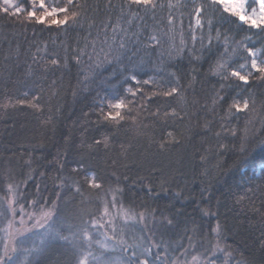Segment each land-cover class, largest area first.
<instances>
[{
    "label": "trees",
    "instance_id": "trees-1",
    "mask_svg": "<svg viewBox=\"0 0 264 264\" xmlns=\"http://www.w3.org/2000/svg\"><path fill=\"white\" fill-rule=\"evenodd\" d=\"M82 2L94 22L92 28L86 22L82 28L78 24L47 28L0 13V196L5 195L9 183L20 184L26 208L29 200L38 201V205L57 201L61 213L80 223L100 218L104 201L111 200L109 191L119 188L125 206L149 213V227L153 218L166 225L163 239L172 247L179 243L188 248L187 253L203 251L201 242L214 241L212 229L219 224L222 246L230 255L225 258L224 252H218L216 264H225L224 260L229 264H264V173L253 175L250 167L253 160L264 156V81L250 78L248 85H242L234 78L226 81L212 75L210 68L223 51L222 41H213L200 59H195L201 56L199 40L191 55L185 50L174 59L167 53L160 56L156 50L150 55L141 51L134 57L137 64L144 60L135 69L138 78L154 77L165 89L178 79L182 96L154 97L135 124L131 120L120 125L103 122L98 115L101 99L110 98L114 87L123 95L127 73L116 64L105 65L96 69L98 75L88 90L84 89L80 81L88 57L77 64L74 56L84 47L85 37L96 36V25L108 18L110 10L108 0ZM121 2L112 0L116 6L111 9L113 20ZM187 2L191 4V0ZM60 3L62 6L63 0ZM182 11V18L176 13L178 31L182 26L191 48V7ZM166 17L167 8L158 11L162 23ZM145 19L154 26L151 18ZM216 27L235 40L251 36L246 41L250 46H264V34L257 30H239L229 23ZM176 43L179 45V36ZM204 43H208L206 38ZM241 53L246 55L243 50ZM52 58L58 60L57 65L49 63ZM236 60L233 66L243 62ZM145 89L153 90L152 86ZM25 92L29 100L39 98V110L15 104ZM239 92L243 93L241 99L247 97L255 103L243 113L233 109L234 115L225 119L228 104ZM217 94L226 97L223 105H213ZM8 98H12V106L5 108L2 105ZM172 108L179 115L165 117ZM157 109L160 115H151ZM222 123L229 129L235 127L237 135L223 132ZM168 132L178 142L161 149V142L170 140ZM245 136L246 155L239 151ZM93 173L102 188L89 187L87 174ZM76 186L80 192L75 191ZM165 217L172 225H167ZM142 227L138 225L134 235H151L142 233ZM189 236L195 247L189 246ZM153 239L159 242L160 232ZM183 248L168 258H175ZM162 250L152 249L154 253ZM53 260L63 263L55 256Z\"/></svg>",
    "mask_w": 264,
    "mask_h": 264
},
{
    "label": "snow or ice",
    "instance_id": "snow-or-ice-1",
    "mask_svg": "<svg viewBox=\"0 0 264 264\" xmlns=\"http://www.w3.org/2000/svg\"><path fill=\"white\" fill-rule=\"evenodd\" d=\"M25 3L28 6H25ZM189 6L190 18L194 21L189 24L191 48L188 47L182 26H179L178 31L176 16V13H179L182 18L184 15L182 10ZM106 7L110 10L108 18L96 25L98 30L94 38L89 40L85 37L84 47L79 48L78 54L74 56L77 64H83L82 57H88L87 65L82 68L83 75L80 81L86 91L89 83L98 75L96 69L105 65L116 64L122 73H127L124 76V83L127 85L124 87V94L119 95L114 87L110 98L101 99L98 115L103 122L120 125L122 121L131 120L135 124L140 111L146 110L154 97L182 96L178 79L175 85L165 89L164 84L154 77L144 80L138 78L135 69L140 67L144 60L141 58L137 64L134 57L141 51L145 55H150L152 50H156L160 56L167 53L170 59H174L175 55H182L185 50L191 55L196 50L195 45L199 40L201 56H196L195 59H200L205 49H211L213 41H222L223 51L210 68L212 75L226 81L234 78L242 85H248L250 78L264 81V46L261 48L250 46L246 41L251 40V36L235 40L234 36L227 32L222 33L220 28L216 27L229 23L239 30H257L258 33L264 34V0H191L190 5L187 0H167L166 3L165 0H122L114 20L111 9L116 6L112 4V0H108ZM165 8L166 23H162L157 19V13ZM0 13L16 17L22 23H34L47 28L64 29L77 24L82 28L85 22L89 28L94 26L93 20L87 15L86 3L82 0H63L62 6L60 0H21L19 3L17 0H0ZM146 17L153 20L154 26L146 23ZM214 28L215 36L212 35ZM177 36L179 45L176 43ZM205 38L207 45L204 43ZM241 50L246 55H243ZM33 58L35 59V54ZM236 58L243 62L233 66L237 62ZM49 63L57 65L58 60L52 58ZM145 86H152L153 90L146 91ZM28 95L29 93L25 92L24 98L16 99L15 104H27L39 110V98L33 96L29 100ZM242 95V92L237 93L228 104L225 119L234 115L233 109L235 113L251 110L250 106L255 102L247 97L241 99ZM225 100V96L217 94L212 103L223 105ZM2 106L5 108L12 106V98H8ZM134 111L136 115H133ZM151 115L159 116V109ZM178 115L175 108L164 113L165 117ZM221 130L230 132L233 137L237 135L235 127L229 129L223 123ZM216 135L219 137L221 132L218 131ZM167 136L170 140L161 142V149L165 148L167 143L178 142L172 132H168ZM104 142L107 145V138ZM96 143L99 144L100 141ZM261 144L264 145V141H261ZM220 147L225 146L221 144ZM239 151L245 155L248 153L246 136L241 140ZM250 167L253 175L264 173V156L259 160H253ZM87 182L92 189L102 188L94 173L87 174ZM23 183L26 184L27 180ZM20 187V184L9 183L5 195L0 196V218L5 221L0 227V233H3L0 264H33L29 257L42 251L52 241H64L70 245L77 257L76 264H205V261L207 264H216V253L224 252L226 256L230 255L222 246V229L218 224L212 229L215 234L214 241H202L200 246L203 251L192 255L191 260L180 259V256L188 252V248H183L179 243L175 247L168 244L163 239L166 233L162 231L166 225L163 222L157 224L153 218L149 227V213L125 206L119 199L122 191L119 188L109 191L111 200L104 201L99 219L91 217L77 223L74 218L60 212L57 201H52L51 205H48L45 200L44 204L38 205V201L29 200L26 208L25 203L21 202L24 193L20 191ZM75 191L80 192L79 186L75 187ZM57 196L59 197V193ZM37 206L38 211L35 210ZM164 220L169 226L173 223L167 217ZM138 225L143 226L140 228L142 233L147 231L151 235H134ZM97 229H104L99 233L100 238L94 234V230ZM157 232H160L162 237L159 242L153 239ZM188 240L189 246L195 247L193 237L189 236ZM29 242L30 247L27 246ZM153 248L163 250L154 253ZM180 248H183V251L175 258H168Z\"/></svg>",
    "mask_w": 264,
    "mask_h": 264
},
{
    "label": "rangeland",
    "instance_id": "rangeland-1",
    "mask_svg": "<svg viewBox=\"0 0 264 264\" xmlns=\"http://www.w3.org/2000/svg\"><path fill=\"white\" fill-rule=\"evenodd\" d=\"M97 219H99V218H97ZM4 223H5V221H3L2 218H0V227H2ZM103 231H104V229H97V230H94V234L96 235L97 238H100L99 233L103 232ZM130 235H133V233H130ZM2 241H3V233H0V250H2V247H3ZM56 242H60L61 244L60 245L56 244ZM61 245H62V247H60ZM27 246L30 247L31 243L29 242ZM145 246H147V241H145ZM57 247H60V248H57ZM94 247H95V245H94ZM97 251H99V250L97 249ZM200 252H202V251L201 250H195L193 254L187 253L183 256H180V259L191 260L192 255H197ZM221 253H223V252H221ZM216 254H218V253H216ZM54 256L63 260V263L62 262L61 263L60 262L54 263V260H53ZM223 256L225 258H227L226 255H223ZM69 257H70V259L72 257V263L71 264H76L77 257H76V254L74 253V251L70 245H68L64 241H52L42 251L34 253L31 257H29V259L32 260L33 264H69L70 263ZM163 258L164 257L162 256L161 259L163 260ZM201 259L203 260V257H201ZM224 263L229 264V262L225 261V260H224Z\"/></svg>",
    "mask_w": 264,
    "mask_h": 264
}]
</instances>
